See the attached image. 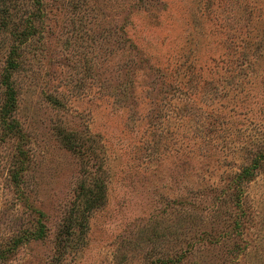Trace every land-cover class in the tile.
I'll return each mask as SVG.
<instances>
[{"label":"rangeland","instance_id":"1","mask_svg":"<svg viewBox=\"0 0 264 264\" xmlns=\"http://www.w3.org/2000/svg\"><path fill=\"white\" fill-rule=\"evenodd\" d=\"M0 264H264V0H0Z\"/></svg>","mask_w":264,"mask_h":264}]
</instances>
